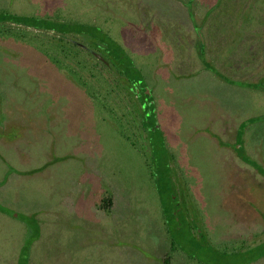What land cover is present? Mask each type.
<instances>
[{
  "label": "rangeland",
  "instance_id": "obj_1",
  "mask_svg": "<svg viewBox=\"0 0 264 264\" xmlns=\"http://www.w3.org/2000/svg\"><path fill=\"white\" fill-rule=\"evenodd\" d=\"M187 1L215 66L264 75V0H0V12L107 30L152 88L162 134L137 133L123 111L108 117L56 64L50 31L1 27L0 202L39 221L27 264H264V175L228 144L264 113V91L203 67ZM243 136L264 166V121ZM27 233L0 212V264H24Z\"/></svg>",
  "mask_w": 264,
  "mask_h": 264
},
{
  "label": "trees",
  "instance_id": "obj_2",
  "mask_svg": "<svg viewBox=\"0 0 264 264\" xmlns=\"http://www.w3.org/2000/svg\"><path fill=\"white\" fill-rule=\"evenodd\" d=\"M187 4L188 16L197 32L194 46L203 67L211 70L227 82L260 88L264 91V75L255 81L235 80L224 74L206 57L201 25L195 20L194 12L189 6L190 1H187ZM8 23L50 31L52 33L50 38L55 40L60 52L66 58L65 61L63 58V60H60L61 62L57 61L56 64L62 65L67 68L66 70H69L70 74L82 85L87 96L97 101L108 114V117L109 111L113 112V116L114 114L119 115L123 111V115L127 117L128 124H131L137 133L140 132V124L144 129L147 127L151 128V130L157 129L158 137L161 138L162 134H160L161 131L158 127L152 88L149 87L143 73L126 48L118 40L114 39L107 30L95 22L78 21L64 17L61 19L59 15L50 16V19H47V17L36 14L1 11L0 28ZM79 54H82V56L78 57L80 56ZM136 108H138L140 115ZM130 112H133L134 117L130 116ZM149 117L150 121H148ZM258 121H264V113L242 119L238 125L235 139L228 144L234 148L237 156L250 163L260 174L264 175V166L249 156L244 149V130L250 123ZM121 132L127 140L132 139L130 132L128 134L123 132V130ZM131 143L134 144L133 141ZM47 164L48 162H45L39 167L28 170H16L26 173L34 172ZM12 168L14 167L9 165L6 174ZM1 183L2 180L0 181ZM0 212L25 222L28 233L19 249V257H23L24 264H27L31 244L33 239L39 234V221L34 217V213L15 210L2 202H0ZM169 212L171 219L176 217L175 211ZM170 249L173 250L174 246L171 245ZM169 253L167 251V255ZM260 255H264V252Z\"/></svg>",
  "mask_w": 264,
  "mask_h": 264
}]
</instances>
